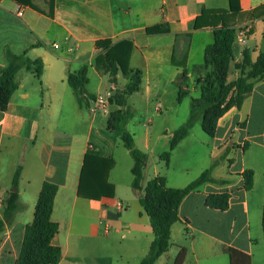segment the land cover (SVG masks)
Returning a JSON list of instances; mask_svg holds the SVG:
<instances>
[{
  "label": "crops",
  "instance_id": "0c3cea01",
  "mask_svg": "<svg viewBox=\"0 0 264 264\" xmlns=\"http://www.w3.org/2000/svg\"><path fill=\"white\" fill-rule=\"evenodd\" d=\"M19 8L25 10L22 17L16 14ZM240 8V13L229 12L230 0H32L25 4L0 0V68L7 66L8 53H26L27 58L41 60L44 66L41 75L26 68L19 70L18 88L6 111H0V264H18L26 227L34 220L46 181L59 187L52 213V220L59 224L53 240L62 250L58 264H77L79 256L74 252L84 240L91 245L106 242L115 248L126 247L119 255L108 256L107 264L142 263L155 234L140 201L150 180L144 177L142 189L133 188L134 159L119 144H124L128 98L137 97L146 109L154 105L155 116L148 119V125L156 134L149 132L144 148L160 157L170 149L174 133L189 121L194 102L203 96L198 80L204 78L206 48L215 41V28L205 25V19L199 20L204 10L228 11L229 26L236 33L247 32L245 44L236 39L233 44L229 82L238 78L236 66L242 62L245 49L253 62L264 50V0H240ZM155 27L161 33L148 32ZM101 40L131 41L129 66L140 70L142 76L140 90L128 95L122 107L123 126L116 130L119 142L112 144L111 135L105 136L95 127L96 115L101 111L110 119L117 106L110 104L107 96L119 87L124 89L129 77L119 74L115 85L97 67L101 53L97 42ZM83 69L89 83L81 105L68 76ZM181 83L187 94L180 102ZM99 101H103V108L98 107ZM167 120L181 123L174 128ZM198 122L202 127V117L172 151L166 163L168 172L162 176L167 187L180 189L212 168L213 181L183 200L181 220L171 228L172 246L156 264H175L182 249L187 251L183 264H231L229 248L251 256L252 264H264V80L256 83L240 108L233 107L219 120L214 136L204 132L206 138L199 147L204 156L195 176L189 177L185 171L172 173L177 152L190 141ZM95 131L108 142L101 146L95 139L93 143ZM162 143L161 150H153ZM88 153L114 160L109 175L115 186L113 198L95 201L79 197L81 170ZM247 170L254 173L250 190L245 188ZM160 175L156 170L154 178ZM12 192H18V207L7 218L6 201ZM211 197H226V207L210 205ZM98 253L91 263L83 258L86 264H105Z\"/></svg>",
  "mask_w": 264,
  "mask_h": 264
},
{
  "label": "trees",
  "instance_id": "16d2710c",
  "mask_svg": "<svg viewBox=\"0 0 264 264\" xmlns=\"http://www.w3.org/2000/svg\"><path fill=\"white\" fill-rule=\"evenodd\" d=\"M20 3H29L32 0H16ZM54 1H52L53 7ZM232 13H240V0H230ZM228 11L222 9L204 10L199 20L205 19V25L215 28V41L206 48V62L203 67H210L212 75L199 78L202 85L203 96L193 104L188 123L178 129L171 140L170 149L160 157L169 163L172 151L184 140L195 122L202 117V128L209 136H214L219 120L233 107L240 108L245 96L252 93L256 83L264 80V50L258 59L253 62L249 49L243 52V60L237 64L238 78L229 82V70L234 60L233 44L235 42L236 30L229 26L225 15ZM220 24V25H219ZM198 27V26H196ZM149 33H161L159 27L150 28ZM100 50L97 57V67L104 70L109 76L111 83L118 85L117 76L124 74L129 77V82L121 94L112 95L110 103L116 105L117 109L111 113L108 129L119 130L123 126V110L126 97L140 90L142 76L140 70H133L129 66L133 43L124 40L113 43L111 40L97 42ZM8 64L0 68V111H6L11 97L18 88L17 73L22 68L34 70L38 75L43 73V62L31 60L22 55L8 53ZM186 74L181 76L182 80ZM212 77V79H211ZM68 83L74 89L82 105L89 83L87 70L83 69L76 74H69ZM184 83L180 84L178 100L181 102L186 96ZM123 143L134 159L132 174L134 176L133 188L136 191L142 189L144 171L147 166L148 155L138 149L134 137L123 132ZM115 162L111 158L101 157L92 153L85 155L81 170L78 195L81 198L100 201L102 198H113L115 186L109 181L110 171ZM21 169L15 174L13 184L18 186ZM212 168L203 172L196 180L185 188L173 189L167 187L165 176H157L150 180L145 187L141 204L151 220L155 240L153 241L148 255L141 264H156L157 260L171 248V228L179 222V209L183 200L193 191L211 178ZM245 188L252 189L254 173L252 170L244 172ZM58 185L44 182L35 209L33 222L26 227L18 264H58L62 257L60 247L53 244V240L59 233V224L52 220L55 197ZM18 192H12L6 201L5 215L11 217L18 207ZM226 197H211L209 204L226 207ZM3 224L0 223V230ZM264 231V212H263ZM231 264H252L251 256L238 250L229 248L227 250ZM187 251L182 249L175 264H183Z\"/></svg>",
  "mask_w": 264,
  "mask_h": 264
},
{
  "label": "rangeland",
  "instance_id": "374dc122",
  "mask_svg": "<svg viewBox=\"0 0 264 264\" xmlns=\"http://www.w3.org/2000/svg\"><path fill=\"white\" fill-rule=\"evenodd\" d=\"M202 71H204V77L209 78V76L212 75V69L210 67H206V68L203 67ZM103 90H105V88ZM122 92H123L122 87H119V89L117 88L113 91H110L107 96V98L109 99V102H110L112 95H116L117 93L121 94ZM151 105L152 106L150 109H146L147 106L143 104V102L140 99L138 100L137 97H129L128 107L130 108V110L128 111L126 115L125 126L123 130V132L130 133L134 137V142H135L136 147L148 155V161H147L148 169L146 168L145 175H144V177H146L145 179H148V181L154 178V173L156 170H159L161 175H165L168 172L167 166H166L167 165L166 160L162 159L161 157L154 156L153 153L148 152L144 148V140L146 139V136H148L149 132H151V134L153 132L152 134L153 136L156 134V131L150 128V125H148V119L154 118L155 116L154 105L153 104ZM97 114H98L96 115L97 123L95 124V127L102 129L105 136L107 134L111 135L110 137L111 142L109 141L110 144H112L113 142H117V141L119 142V138L117 137L116 139L117 131L108 129V121H109L108 117H106V115L101 111H99ZM166 123L170 125L172 124V127L175 128V126L181 122L179 120L177 122L176 121L172 122L171 120H167ZM196 124L197 122H195L194 125ZM156 128L157 126L155 127V129ZM194 132L195 133L194 135L191 136L190 141L177 152L178 157H175L171 165L172 173L185 171L189 177L191 176L193 177V175L195 176V173L197 172L198 167H201L200 164L202 162V158L204 154L199 153V150H200L199 147H200V143L203 140V138H206V135L201 125L199 124V122ZM95 139L101 146L103 145L104 142L106 141L108 142L107 138H105L104 136H100L99 134H97L96 131L94 133L93 143H95ZM99 140H101V142ZM119 144H120V149L126 150L122 142H120ZM163 146H164L163 143L158 145L157 147L154 146L153 150L154 151L161 150ZM159 147L160 149H158ZM166 147H167V144H166ZM168 150H164V151H168ZM124 169L125 168L122 167L123 173H124L123 171ZM143 195H144V192H143ZM177 226H181V223H178ZM112 245H113L112 243H106V242L105 243L95 242L93 245H91L89 244V242L87 243L84 240L82 241V247L80 249H77L76 253L74 252L75 257H77V255L79 256L75 263L86 264L83 258H87L89 260L87 261V263H91V261L95 259V255L97 254V252H101L98 254L101 255L100 257L103 259L104 263L107 264L109 261L108 256H111L112 254L117 256L120 253L124 252L125 250L124 248H126L125 246H123L124 248L122 249L120 247L115 248V245L113 246ZM260 264L262 263L260 262Z\"/></svg>",
  "mask_w": 264,
  "mask_h": 264
},
{
  "label": "built area",
  "instance_id": "2783aa9c",
  "mask_svg": "<svg viewBox=\"0 0 264 264\" xmlns=\"http://www.w3.org/2000/svg\"><path fill=\"white\" fill-rule=\"evenodd\" d=\"M24 8H19V10L17 11V16L18 17H22L24 15ZM247 32L245 30H240L236 33V36H235V39L241 43V44H245L246 43V40H247ZM55 48H59V45H55ZM100 104L98 105V107H101L103 108V101H99ZM97 109V108H96ZM92 149H94L92 146H91ZM120 209H123V205L120 206Z\"/></svg>",
  "mask_w": 264,
  "mask_h": 264
}]
</instances>
